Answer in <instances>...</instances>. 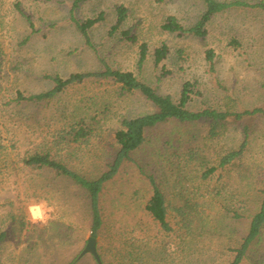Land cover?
Here are the masks:
<instances>
[{"label":"rangeland","instance_id":"rangeland-1","mask_svg":"<svg viewBox=\"0 0 264 264\" xmlns=\"http://www.w3.org/2000/svg\"><path fill=\"white\" fill-rule=\"evenodd\" d=\"M73 3L0 0V232L11 230L13 215L23 214L31 227L22 236L10 232L0 245V264H66L77 256L79 264H96L93 255H81L92 237L86 194L49 172L26 168L22 157L29 151L49 150L73 170L96 178L118 151L115 135L121 121L154 111L139 94L121 95L117 85L103 80L71 86L48 103L17 104L18 92H46L53 86L48 76L67 79L96 72L104 60L115 70L133 72L175 102L190 83L195 92L188 105L191 110L264 108V15L259 10L221 13L210 21L204 38H195L166 32L162 25L175 17L181 25L193 26L203 13V0H88L75 12ZM120 7L128 14L116 32ZM72 16L81 21L103 17L90 30L91 47ZM129 29L135 42L121 35ZM142 44L148 46V54L139 69ZM163 45L169 54L156 66L154 54ZM209 50L216 54L213 69L206 60ZM86 115L101 122L93 137L79 144L63 139L70 125ZM211 128L206 121L160 125L133 155L134 162L107 185L101 202L104 227L96 238L105 264H126L130 249L143 248V238L157 250L165 243H180L185 230L177 209L188 201L207 203L197 222L209 216L214 226L197 239L190 260L181 257L175 264H227L230 256L225 248L238 246L262 198L264 116L255 121L244 155L224 168L219 167L222 157L242 143L241 126L230 123L219 128L216 137L210 135ZM211 168L216 171L205 178L204 172ZM149 176L169 203L171 234H165L145 210L152 196ZM224 208L237 210L244 218L220 221L226 226L220 232L216 227ZM256 249L255 261L264 264V235ZM172 251L169 254H175Z\"/></svg>","mask_w":264,"mask_h":264},{"label":"trees","instance_id":"trees-1","mask_svg":"<svg viewBox=\"0 0 264 264\" xmlns=\"http://www.w3.org/2000/svg\"><path fill=\"white\" fill-rule=\"evenodd\" d=\"M86 1L88 0H74L72 11L75 12ZM164 1L166 0H158V2ZM203 5V13L193 26L185 27L179 23L177 18L169 17L162 25V30L177 34L178 36L204 38L207 35V26L210 21L215 16L226 11L233 9H256L264 15L263 0L255 3L246 0H203ZM127 14V9L123 7L117 9V21L113 27V31L117 32L122 27L127 19ZM102 19L103 17L100 16L97 19L81 21L72 16V21L86 45L92 46L90 30ZM121 35L124 40L136 41V36L132 34V29L122 31ZM147 54L148 46L142 44L138 60L139 69H143L147 60ZM168 54L169 49L165 45L157 49L154 54L155 65L158 66L167 58ZM215 58L216 54L213 50L206 52V60L212 69L214 68ZM101 64L102 68L99 71L72 74L67 79L59 76H48L47 79L53 84L50 90L35 95H26L18 92L15 98L17 104L48 103L56 100L71 86L92 80H103L117 85L121 95L139 94L153 106L154 111L152 113L130 119L125 118L121 121V128L115 135L116 142L119 146L118 151L107 165L106 170L96 178L90 179L73 170L66 163L53 156L49 150L29 151L22 157L21 162L26 168L49 172L56 179L70 182L86 194L91 216V235L94 238L99 237L104 227V214L101 202L107 185L116 179L126 164L134 162L133 155L148 144L149 133L152 130L170 121H175L183 125H192L206 121L212 123L210 135L216 137L219 135L218 129L230 123L241 126L242 143L237 150H233L222 157L219 167L224 168L244 155L250 143L255 121L260 116H264V108H255L240 112L220 111L210 107L191 110L188 105L195 92L190 83L185 84L179 102H175L172 96L160 94L155 87L141 80L133 72L115 70L104 60H101ZM100 124L101 122L96 117L86 115L79 120H75L70 125L66 131L67 137L63 139L67 140L70 144L88 142ZM214 171H216V168L209 169L204 172V177H209ZM148 179L152 188V196L147 202L145 210L165 234H171L174 232V228L169 221V203L156 180L152 176H149ZM261 194L262 198L259 207L250 217L245 236L241 238L237 247H227L224 250V253L230 256L227 264H260L255 259L257 258L256 248L264 235V190ZM206 207L207 203L201 204L197 202L194 204L190 201L186 202L182 208L177 209L179 217L181 218L182 229L185 230L183 236L180 237V243H176L175 245L165 243L163 248L161 247V249L157 250V247H152L151 243L143 238L140 240L143 248L137 247L138 251L136 252L134 249H130L125 257L126 264H175L176 260L181 257V260H190L191 254L194 251L193 248L197 246V239L199 237L203 238L207 228L214 226L210 222L209 216L199 221L203 226L199 227L197 225L199 223L197 222V214L200 213V209ZM222 213L223 215L219 219V227H216L220 232H223L221 227L225 224L220 223V221L238 222L244 218V215L240 214L237 210L234 211L224 208L222 209ZM30 229V224L23 214L19 216L13 215L11 219V230L0 232V245L9 239L11 231L22 236L28 233ZM169 249L170 251L173 249L174 251L172 252L175 254H169ZM208 252L211 253V250ZM212 252L214 253V251ZM174 255H177V258ZM80 261L81 258L77 256L66 264H79ZM95 261L96 264H105L102 259L101 263H98L97 260Z\"/></svg>","mask_w":264,"mask_h":264},{"label":"water","instance_id":"water-1","mask_svg":"<svg viewBox=\"0 0 264 264\" xmlns=\"http://www.w3.org/2000/svg\"><path fill=\"white\" fill-rule=\"evenodd\" d=\"M96 244H97L96 238H94V237L89 238L87 247L85 248V250L82 252L81 255L83 256L85 254H91L97 260L98 263H101V259H100V256L98 254Z\"/></svg>","mask_w":264,"mask_h":264}]
</instances>
